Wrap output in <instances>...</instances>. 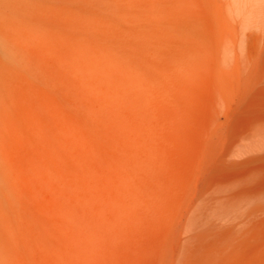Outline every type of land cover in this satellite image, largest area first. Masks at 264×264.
<instances>
[{
    "label": "bare ground",
    "instance_id": "obj_1",
    "mask_svg": "<svg viewBox=\"0 0 264 264\" xmlns=\"http://www.w3.org/2000/svg\"><path fill=\"white\" fill-rule=\"evenodd\" d=\"M0 264H264V0H0Z\"/></svg>",
    "mask_w": 264,
    "mask_h": 264
},
{
    "label": "rangeland",
    "instance_id": "obj_2",
    "mask_svg": "<svg viewBox=\"0 0 264 264\" xmlns=\"http://www.w3.org/2000/svg\"><path fill=\"white\" fill-rule=\"evenodd\" d=\"M161 202L162 204L164 205H168L169 206V210L167 211L166 215L164 216L165 220L169 222V224L172 222V216H173V212L170 208V205L171 203H169V201L167 200V196H166V191L162 190L161 192ZM147 231V232H146ZM143 235L145 236H149V234L151 233V235L154 236V234H156L155 232H153V227H151V229H147Z\"/></svg>",
    "mask_w": 264,
    "mask_h": 264
}]
</instances>
